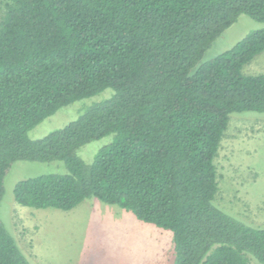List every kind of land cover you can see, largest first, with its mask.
I'll list each match as a JSON object with an SVG mask.
<instances>
[{"label": "trees", "instance_id": "1", "mask_svg": "<svg viewBox=\"0 0 264 264\" xmlns=\"http://www.w3.org/2000/svg\"><path fill=\"white\" fill-rule=\"evenodd\" d=\"M264 0H8L0 23V205L16 162L61 161L67 174L17 183L18 204L72 211L98 199L171 231L174 264H264V227L219 208L215 158L234 114H264V29L199 65ZM112 98L40 140L58 110ZM114 135L92 164L78 152ZM0 264H31L0 219Z\"/></svg>", "mask_w": 264, "mask_h": 264}, {"label": "rangeland", "instance_id": "2", "mask_svg": "<svg viewBox=\"0 0 264 264\" xmlns=\"http://www.w3.org/2000/svg\"><path fill=\"white\" fill-rule=\"evenodd\" d=\"M8 0H0V23ZM264 29L241 16L207 51L199 65L231 50L253 31ZM246 75L264 74V52L248 64ZM114 90L79 100L57 111L34 128L29 137L40 140L76 121L90 106L109 100ZM114 135L82 147L78 155L92 164ZM219 190L216 205L237 219L264 227V114H234L215 158ZM64 162L19 161L5 179L0 219L31 264H174V235L137 219L132 213L98 199L84 201L72 211L34 209L15 200L18 182L43 175L67 174ZM250 264H259L251 258Z\"/></svg>", "mask_w": 264, "mask_h": 264}]
</instances>
